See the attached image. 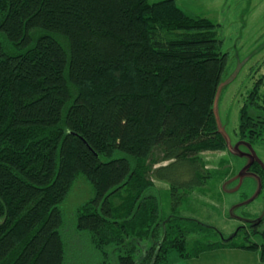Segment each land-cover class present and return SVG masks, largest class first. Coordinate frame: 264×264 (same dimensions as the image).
Segmentation results:
<instances>
[{"label":"trees","instance_id":"obj_1","mask_svg":"<svg viewBox=\"0 0 264 264\" xmlns=\"http://www.w3.org/2000/svg\"><path fill=\"white\" fill-rule=\"evenodd\" d=\"M216 27L174 0H0V264H66L60 204L79 174L93 196L76 228L103 260L114 243L118 264L220 246L264 261V216L190 246L188 233L218 230L176 206L209 179L203 152L226 147L213 109L227 63ZM250 106L243 136L264 122ZM155 179L175 200L165 217Z\"/></svg>","mask_w":264,"mask_h":264},{"label":"rangeland","instance_id":"obj_2","mask_svg":"<svg viewBox=\"0 0 264 264\" xmlns=\"http://www.w3.org/2000/svg\"><path fill=\"white\" fill-rule=\"evenodd\" d=\"M174 1L189 15L206 17L217 24L221 49L227 54L213 103L226 147L203 152L209 179L205 185L191 191L181 190L180 193L185 194L180 202H176L182 216L198 219L218 230V233L211 231L208 235L200 229L188 233L187 243L193 246L199 239L201 242L221 241L235 234L239 225L264 216V122L258 124L256 132H248L246 136L239 127L240 110L246 103L251 105V113L260 116L259 119L264 118V0ZM257 84L256 93L251 95L250 91ZM250 95L253 101L248 102ZM254 161L262 165L263 172L253 169ZM153 183L159 214L165 217L175 200L170 195L167 181L155 179ZM92 196L91 183L79 174L60 204L66 264H118L116 244L104 246L108 256L103 260L104 256L92 243L90 235L76 228L77 209ZM239 239L236 236L233 240ZM159 240L160 237L157 242ZM149 244L146 239L138 242L134 250L138 262ZM166 264H264V261L259 259L258 252L220 246L204 249L198 256L190 258H182L171 251Z\"/></svg>","mask_w":264,"mask_h":264},{"label":"crops","instance_id":"obj_3","mask_svg":"<svg viewBox=\"0 0 264 264\" xmlns=\"http://www.w3.org/2000/svg\"><path fill=\"white\" fill-rule=\"evenodd\" d=\"M242 250H244V249H242ZM245 251V250H244Z\"/></svg>","mask_w":264,"mask_h":264}]
</instances>
